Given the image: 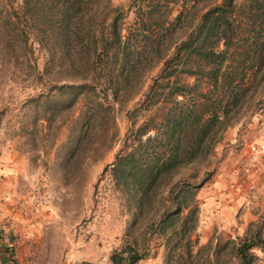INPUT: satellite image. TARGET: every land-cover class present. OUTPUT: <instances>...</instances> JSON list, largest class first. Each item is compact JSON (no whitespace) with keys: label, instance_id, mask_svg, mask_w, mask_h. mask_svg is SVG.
I'll list each match as a JSON object with an SVG mask.
<instances>
[{"label":"trees","instance_id":"trees-1","mask_svg":"<svg viewBox=\"0 0 264 264\" xmlns=\"http://www.w3.org/2000/svg\"><path fill=\"white\" fill-rule=\"evenodd\" d=\"M12 1L0 6V45L8 49L9 61L30 39L46 55L29 102L41 101L48 110L52 99L63 94L71 96V108L91 97L93 104L102 106L109 97L117 102L131 93L130 98L141 95L126 111L129 127L113 166L136 209L166 176L211 154L223 132L240 116L252 78L264 66V0H128L136 34L125 36L120 7L110 8L114 14L97 31V17L109 7L108 0H15L17 7L11 6ZM175 6L177 14L172 17ZM190 16L191 22L174 36V26ZM162 32L170 35L163 49L157 36ZM144 53L148 55L143 57ZM146 57L155 58L147 71L158 70L141 93L142 77L136 84L130 78L140 58ZM63 59L73 79L66 85L48 77L51 63ZM130 87L135 90L130 92ZM86 115L80 110L71 120L70 128H76L71 141L77 148L82 128H87ZM205 173L196 183L190 180L197 173L165 183L171 208L165 209L156 225L170 252L175 253L184 240L188 246L194 243L191 233L199 212L196 190L212 171L206 168ZM182 210L187 214L179 228L166 234L164 224L178 219ZM228 246L230 253L222 257ZM148 251L125 244L111 253L109 261L136 264L148 257ZM214 255L209 264H264V213L248 224L242 237L215 246Z\"/></svg>","mask_w":264,"mask_h":264},{"label":"rangeland","instance_id":"rangeland-1","mask_svg":"<svg viewBox=\"0 0 264 264\" xmlns=\"http://www.w3.org/2000/svg\"><path fill=\"white\" fill-rule=\"evenodd\" d=\"M3 2L5 0H0V6L4 4ZM11 4L17 7L18 1L13 0ZM108 4L109 7L97 17V31L101 32L114 14L110 8L120 7L124 16L120 20L121 34L124 36L129 32L136 34L133 30L134 14L128 7V0H108ZM176 14L175 6L171 16ZM191 18L188 17L181 23L182 25L177 23L174 26L177 32H174V36L182 33L183 26H187ZM9 34L13 38V34L11 32ZM157 36L163 49L164 42L170 35L162 32ZM31 43L30 39L28 45L18 47L17 58L12 56L11 61L8 59L9 51L6 46L0 45V147L7 145L24 157L27 176L19 180V189L25 196H30L33 206H39L40 212L51 213L53 224L48 229L44 245L49 249L46 264L63 263L69 251L68 242L67 245L64 243L65 233L73 239V248L80 247L78 239L99 237L100 243L102 242L104 246L103 258L99 262L85 259L84 261L89 264H110L111 253L125 244H135L139 249H149L147 258L157 257L160 264L166 262L209 264L215 256V246L218 244L223 246L229 239L243 236L246 228L241 234H233L232 238H229L230 234L227 235L226 231L219 230L207 241L202 242L199 225L202 224L203 227L205 224L200 223V218L203 217L205 220L209 214L200 209L203 198L198 197V194L210 186L212 168L218 163L215 147L224 133L229 128H248L252 123L264 126V109H261L264 106V66L257 70L252 78L253 85L250 86L243 102L240 116L223 132L211 154L205 160L180 168L170 178L166 176L164 183L149 191L141 207L136 209L131 201L130 192L121 186L113 166L117 154L123 147V139L129 127L126 111L134 106L141 95L130 98L131 93L128 99L117 102L109 97L102 100V106L93 104L95 98L91 97L87 101L79 100L77 105L71 108L69 106L71 96L63 94L54 97L49 109L44 110L41 101H28L29 94L34 91L37 83L36 72L43 69L46 56L38 44ZM146 55L148 54L144 53L142 56ZM154 61L155 58L152 60L148 57L140 58L134 76L130 78L131 82L136 84L142 77L144 86L141 93L146 90L151 78L157 73L158 67L147 71ZM65 64L66 60L63 59L62 63L56 65L51 63L49 66L48 77L57 84L73 83V79L68 77ZM130 90L135 88L130 87ZM80 110L87 111L85 118L87 128H82V143L77 148L71 141V132L76 128H70V124ZM206 168L212 171V175L196 190L199 211L202 212H198L197 226L191 233V240L194 243L188 246L184 240L183 246L175 253L170 252L162 237L163 234L159 232L160 227L156 225L165 209L171 208L167 201L169 193L165 183L175 182L191 173H197L198 176L190 180L196 183L206 174ZM186 214L187 210H182L178 219L165 223V233L169 234L179 228V222ZM186 226L188 229L191 221ZM229 253L230 246L221 252V256L227 257Z\"/></svg>","mask_w":264,"mask_h":264},{"label":"crops","instance_id":"crops-1","mask_svg":"<svg viewBox=\"0 0 264 264\" xmlns=\"http://www.w3.org/2000/svg\"><path fill=\"white\" fill-rule=\"evenodd\" d=\"M215 154L218 163L212 168L210 186L206 192L198 194L203 198L202 208H199L209 214L205 220L200 218V223L205 224L199 225L202 242L219 230L229 233V238L241 234L264 212V126L252 123L248 128H229L215 147ZM25 167L24 157L16 149L7 145L0 147L1 250L4 236L10 241L19 236L16 254L2 253L4 264H46L49 255V249L44 245L53 220L50 212H40L39 206H33L30 196H25L19 189V180L27 176ZM65 234L64 243L67 245L68 242L69 251L62 264H89L84 260H102L104 246L98 236L78 239L80 247L73 248V239ZM136 264L160 263L155 257Z\"/></svg>","mask_w":264,"mask_h":264},{"label":"built area","instance_id":"built-area-1","mask_svg":"<svg viewBox=\"0 0 264 264\" xmlns=\"http://www.w3.org/2000/svg\"><path fill=\"white\" fill-rule=\"evenodd\" d=\"M18 239L19 236L15 237L13 241H10L8 236H4L2 238V250L0 248V264H4V259H3V252L7 251L9 252L12 256L16 254L17 251V244H18ZM32 257H35V252L31 253Z\"/></svg>","mask_w":264,"mask_h":264}]
</instances>
